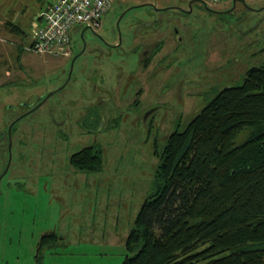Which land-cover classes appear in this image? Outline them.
<instances>
[{"label": "rangeland", "instance_id": "rangeland-1", "mask_svg": "<svg viewBox=\"0 0 264 264\" xmlns=\"http://www.w3.org/2000/svg\"><path fill=\"white\" fill-rule=\"evenodd\" d=\"M246 1L247 4L264 2ZM201 2L193 0L194 9L186 14L177 11L167 15H164L166 11L160 13L159 16L175 21L181 37L176 46L180 54L173 58L171 65V57L166 59L167 64L159 65L160 74L157 68L153 69L154 64L144 68L137 52L135 55L125 46L131 39L128 30L131 17L148 21L158 14L148 11L147 4L177 8L186 7L187 0H112L98 29L85 28L84 24L72 28L73 53H77L82 44V29L87 48L98 45L103 51L92 58L89 54L87 58L86 54L78 56L65 87L58 93L53 92L46 105L15 123L10 160L9 138H3L2 134L29 104L64 83L71 59L68 55L57 57L30 48L29 40L37 31V15L42 9L35 14L34 24L30 27L26 20L33 9L28 8L26 13L21 15L18 12L19 15L11 17L12 14L4 13V18H0V172L3 169L0 175L9 164L8 173L1 182L0 264H38L36 245L43 233H54L56 238L44 247L39 264H122L127 234L143 200L152 191L153 174L167 136L174 129L182 130L213 97L215 90L241 84L247 70L264 59L260 58L264 56L263 52L252 54L253 46L245 48L244 44H249L251 37L244 34L243 38L235 24L234 29L227 24L219 28L222 24V19H218L220 16L225 21L237 18L238 12L234 13L235 16L209 14L202 11ZM135 5L139 6L120 16L122 10ZM7 18L21 22L25 34H15L4 26L3 21ZM118 20L124 45L107 49L102 44L104 40L112 42L117 39ZM262 27L264 25L256 31ZM206 45L208 69L202 55H197V51ZM81 66L83 73H80ZM94 66L100 68L103 75L107 72L104 84L108 85V92L90 93L94 87L90 84L91 77L97 86L102 82L101 77L91 71ZM214 67L220 72L219 82ZM205 69L207 73L202 74ZM179 80H185L182 93L193 96L176 103L177 98L173 96L179 95ZM213 82L217 83V89L211 88ZM114 84L119 88L117 92ZM77 88L79 94L75 97L82 101L76 110L80 111V105L86 104L84 100L89 93L92 102L98 100L100 103L105 99V108L116 114L110 115L107 133H97L92 141L86 139L87 126L82 125H73L77 134L56 136L52 132L56 127L47 123L43 115L46 106L57 103L58 98L66 99L70 90ZM141 88L144 92L140 98L145 105H129L136 96L135 92ZM154 103H163L156 109L157 116L162 118L159 126L155 124L158 117L154 126L149 121L143 123L140 120V115ZM174 117L178 118L176 123ZM17 130H27L32 135L24 133L25 138L20 139ZM248 135L249 130L244 129L235 139L236 143H241ZM94 141L102 155L101 168L94 171L73 166L69 161L70 154ZM27 158L32 163H27Z\"/></svg>", "mask_w": 264, "mask_h": 264}, {"label": "trees", "instance_id": "trees-1", "mask_svg": "<svg viewBox=\"0 0 264 264\" xmlns=\"http://www.w3.org/2000/svg\"><path fill=\"white\" fill-rule=\"evenodd\" d=\"M3 23L25 34L11 18ZM244 129L249 135L237 144ZM70 163L97 171L100 148L78 150ZM152 179L122 264H264V63L167 136ZM55 238L40 236L38 264Z\"/></svg>", "mask_w": 264, "mask_h": 264}, {"label": "flooded vegetation", "instance_id": "flooded-vegetation-1", "mask_svg": "<svg viewBox=\"0 0 264 264\" xmlns=\"http://www.w3.org/2000/svg\"><path fill=\"white\" fill-rule=\"evenodd\" d=\"M187 1H188V5L186 7H177V8H172L171 6H169V7H167V6L158 7V6H155L153 4H147L146 8L148 11L158 14V15H155L154 17H152L151 19H148V21L144 20V19L135 18L134 16L131 17V25L128 27V30L130 31V34H131L130 35L131 39L126 43L125 46L127 48H131V53H135V55H136V52H137L138 58L140 59L141 64L143 65L144 68H148V67H150V65L154 64L153 69L157 68V73L160 74L162 69L158 68L159 65L167 64L166 59L169 57L172 58V61L169 64V65H171L173 63V58L176 57L178 54H180V53H178V52H180V50L178 51V48H176V46H178L177 41H181V37H179L180 31H179L175 21L171 20L170 17L159 16V15H160V13L164 14L163 13L164 11H166V13L164 15H167V13L170 14L171 11H177L178 13H181V14H186V13L192 12L194 9L193 8L194 7L193 6V0H187ZM231 3L232 4H228L227 6H224L223 8H217V7L209 6L208 4H206L204 2H201L199 6L202 9V11L207 12L209 14L234 15L235 12H238L237 18L226 19L225 21L223 18H221L222 16H220V18H218V19H220V20L222 19L221 23L223 25L221 24L219 28H221L222 26L227 24V25H232V27L234 29L235 28L234 24H235L240 35H242L243 38L245 37V36H243L244 34L250 35V37H251V39L248 41L249 44H244L245 48L253 46L252 47L253 48L252 54H257L258 52L264 53V27L259 28V30H258L259 34L258 35H257V31H256V29L260 25H264V2L258 1V2H255L254 4H247L246 0H240L238 2L237 1L235 2L233 0ZM137 6H139V5H135V6L125 8L124 10L121 11L120 16L121 17L125 16L126 14H128L127 12L131 8H133V7L136 8ZM168 10H170V11L168 12ZM251 14H253V16ZM250 15L253 18H251ZM120 19L121 18H119V20ZM119 20L116 22L117 33H118L117 39H115L112 42H108V40H106V41L104 40V44L101 43L107 49L108 48L113 49V48H119V47L122 48L124 45L123 44V42H124L123 35H122V32H121L120 27L118 25ZM218 26H219V24L216 23L215 27L218 28ZM85 28H89V27L85 26ZM168 30L170 31V34L166 35ZM83 31H84V29H82V31H81L82 44L80 46V49L77 51V53H73L72 48H71L70 53L68 54V58L70 57L71 61H70V68H69V72L67 74L66 80L63 81L64 83L60 84L56 89L53 88L52 90L48 91L44 95L40 96L39 100H37L35 103L29 104V106L26 108L25 112L19 114L18 117L16 119H14L12 123H10L11 124L9 126L10 129L8 127V129L5 131V133L2 134L3 138L4 137L9 138V160L11 159V144H12L11 136H12V131H13L12 128L15 126V123L19 119L24 117L26 114H28L29 112H32V111L36 110L37 108L46 105L47 102L49 101L50 97L54 93H58L60 89L65 87V85L68 83V81L71 77L73 67H74V62L78 56L86 54V56L85 55H83V56H85V58H87V55L89 54L90 58H92V57H96L98 53H101L103 51L102 47L101 46L98 47V45L87 48L88 43L82 36ZM257 36H259V37H257ZM235 38L237 39V37H235ZM260 47H262V49L260 51H258V49ZM207 49H208V45L200 48L197 51V55H202V61L206 64L207 69H208V65H207L208 60L207 59H209V51ZM260 58H264V56L260 57ZM262 61L259 64L264 63V59H262ZM169 65L167 67H169ZM257 65L258 64L253 65V66H257ZM207 69H205V71L202 74L207 73ZM212 69L217 71L216 75H217V81H218L220 79V75L218 73H220V72H219L218 68H216V67H214ZM80 70H81L80 73L85 72L84 68L82 66L80 67ZM91 71L98 74V76L101 77L102 82L100 83L99 86H97L95 84V81L91 77L90 84L94 87L91 89L90 93L96 94L102 90H103V92L104 91L108 92L109 91L108 85L104 84V80H105V77L107 75V72L105 71V74L103 75V73L101 72V69L98 67H95V66L91 69ZM246 73L244 75V78L249 72L247 74ZM76 79L78 81V76H76ZM202 79L206 80L207 77H202ZM120 80H121V75L118 77V81H120ZM184 81L179 80V82H178L177 90L179 91V95L173 96V97L177 98L176 103H180L181 101L185 102L184 98L187 100L189 97L193 96L191 93H186L185 95L182 93V85H183ZM78 83H80V80ZM85 83L87 85L88 82L86 81ZM216 84H217L216 82H213L211 85V88L217 89L215 86ZM75 85L78 86V84H75ZM228 86H231V85L222 86L215 91L218 92L222 88H225ZM109 87L111 88V85H109ZM113 88H114V90H116V92L119 90V88L116 84L113 85ZM201 88L203 89L204 87H201ZM211 88H209V89H211ZM148 89H150V88L148 87ZM78 90H79L78 88L73 89L72 91L70 90V93L67 94L66 99L58 98L55 100L57 103H55V104L52 103L49 106H46L43 110V115L46 116L45 121L47 123H50L56 127V129L54 131H52V132H54L53 134H55L56 136L69 137V136H72L74 134H77L78 131L73 128V125H82L84 127H86V126L88 127V128L86 127L87 132H86L85 136H86L87 140L91 139V141H92L93 137H95L97 133H102V134L107 133L106 128H107V123L110 120V115L114 114V116H116V114L113 113L112 111H110L109 109L105 108V106H106L104 104L105 99H103V100L101 99L100 103H98V100H96V102H92L91 101L92 99H91V96L89 93L87 94V96L85 97V100H84L86 104L80 105V106H82V109H80V111L76 110V108L79 106V103L82 101L81 98L78 100V98L75 97L79 94ZM111 90H112V88H111ZM143 92H144L143 88L138 89L135 92L136 96L132 99V101L130 102L129 105H133L135 107H138L139 105H145L144 100H141V98H140L143 95ZM216 92H215V94H216ZM84 93H85V91H84ZM162 104L154 103V104H151L153 106H148V108L146 109L147 113H145L146 112V110H145V112H143L142 115L139 114L141 117L140 120L143 123L149 121L150 125L154 126L153 123H155V118L158 117L155 124L157 126H159L162 122V118H161V115L157 116L156 109H157V107L162 106ZM64 105H66V106H64ZM147 105H150V103H148ZM45 110H46V112H45ZM174 116H175V114H174ZM164 117H166V114L164 115ZM178 118H179V116H178ZM178 118L174 117V123L177 122ZM162 124H164V123H162ZM26 131L27 130H17L16 133L19 134L20 139H23V138H25L24 137L25 134H27V135L31 134L30 132H28V131L26 132ZM34 131H33V133H34ZM95 143H96V141L82 147L81 149L88 148V147L97 148V146H95ZM81 149H79V150H81ZM73 153H71L70 156ZM70 156H69V161H70ZM28 158H27V163H28V161L30 163H32V161H30ZM36 158L38 159L37 155H36ZM8 168H9V164L7 165V167L4 168L5 171L0 175V195H1V190H2L1 189V182L4 178V176H6V174L8 173ZM2 171H3V169H2Z\"/></svg>", "mask_w": 264, "mask_h": 264}, {"label": "built area", "instance_id": "built-area-1", "mask_svg": "<svg viewBox=\"0 0 264 264\" xmlns=\"http://www.w3.org/2000/svg\"><path fill=\"white\" fill-rule=\"evenodd\" d=\"M216 5L229 0H201ZM233 1V0H232ZM112 0H52L37 15V31L32 35L30 48L52 56H66L70 53V31L77 24L98 29L101 18Z\"/></svg>", "mask_w": 264, "mask_h": 264}, {"label": "crops", "instance_id": "crops-1", "mask_svg": "<svg viewBox=\"0 0 264 264\" xmlns=\"http://www.w3.org/2000/svg\"><path fill=\"white\" fill-rule=\"evenodd\" d=\"M51 0H0V18H4V13H8L11 16H17L18 12L22 15L26 13L27 9H33V12L27 15V20L29 22V27L34 24V16L38 10L45 8L49 5ZM227 6L225 1L216 4L217 8H223ZM7 16V15H5ZM9 17V16H8ZM17 22V21H16ZM21 24V22H20ZM30 42V40H29Z\"/></svg>", "mask_w": 264, "mask_h": 264}, {"label": "water", "instance_id": "water-1", "mask_svg": "<svg viewBox=\"0 0 264 264\" xmlns=\"http://www.w3.org/2000/svg\"><path fill=\"white\" fill-rule=\"evenodd\" d=\"M255 67H256V66H251V67L248 69L247 73L250 72L251 70H253ZM247 73H246V74H247ZM9 129H10V127H9Z\"/></svg>", "mask_w": 264, "mask_h": 264}]
</instances>
